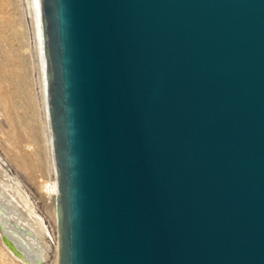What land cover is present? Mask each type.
I'll return each mask as SVG.
<instances>
[{"label": "water", "instance_id": "1", "mask_svg": "<svg viewBox=\"0 0 264 264\" xmlns=\"http://www.w3.org/2000/svg\"><path fill=\"white\" fill-rule=\"evenodd\" d=\"M33 4L57 264H264V0ZM0 161V237L55 264Z\"/></svg>", "mask_w": 264, "mask_h": 264}, {"label": "rangeland", "instance_id": "2", "mask_svg": "<svg viewBox=\"0 0 264 264\" xmlns=\"http://www.w3.org/2000/svg\"><path fill=\"white\" fill-rule=\"evenodd\" d=\"M31 2L0 0V152L46 222L56 243L57 264L55 194L48 186L56 178ZM5 247L0 237V264L24 263Z\"/></svg>", "mask_w": 264, "mask_h": 264}, {"label": "bare ground", "instance_id": "3", "mask_svg": "<svg viewBox=\"0 0 264 264\" xmlns=\"http://www.w3.org/2000/svg\"><path fill=\"white\" fill-rule=\"evenodd\" d=\"M33 3V0L32 2ZM33 9H34V4H33ZM34 18H35V32H36V37H37V41L36 43L38 44V53H39V57H40V66H41V75H42V94H43V102H44V107H45V117H46V124H47V142H48V148H49V154L51 155L50 157H52V150H51V141H50V132H49V128H48V118H47V110H46V82H45V76H44V69H43V63H42V56H41V50H40V43H39V37H38V30H37V24H36V17H35V11H34ZM51 159V158H50ZM51 164L53 166V170L55 173V168H54V163H53V159H51ZM55 175V174H54ZM49 186V190H51L52 192H54V194L56 195L57 190H56V180L54 179V181L48 185ZM1 241L4 243V245L6 246L5 248H7V251H9L13 256L14 254L11 252V250L8 248V246L5 244V242L2 240ZM1 250V249H0ZM7 251L5 250L6 254ZM9 253V254H10ZM11 255V256H12ZM14 258V257H13ZM15 259V258H14ZM17 260V259H16ZM21 260V259H20ZM19 261V260H18ZM25 264H28L26 261L22 260ZM23 263V264H24Z\"/></svg>", "mask_w": 264, "mask_h": 264}]
</instances>
